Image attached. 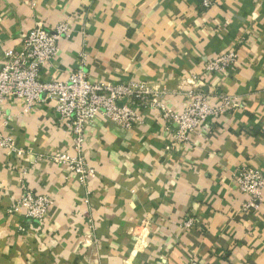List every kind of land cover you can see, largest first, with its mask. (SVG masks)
Listing matches in <instances>:
<instances>
[{"label":"crops","instance_id":"obj_1","mask_svg":"<svg viewBox=\"0 0 264 264\" xmlns=\"http://www.w3.org/2000/svg\"><path fill=\"white\" fill-rule=\"evenodd\" d=\"M212 2L0 0V67L4 50L32 27L52 31L66 21L69 36L41 71L44 81L64 80L85 53L91 76L151 85L180 109L204 64L234 51V67L205 83L241 102L170 152L154 112H138L129 130L96 120L84 155L98 176L85 188L63 166L0 152V264H264V188L258 207L244 210L233 181L243 167L264 173V0ZM5 112L4 132L17 146L68 149L50 104L23 113L11 99ZM21 185L54 201L41 226L7 214ZM187 219L194 225L184 230Z\"/></svg>","mask_w":264,"mask_h":264},{"label":"built area","instance_id":"obj_2","mask_svg":"<svg viewBox=\"0 0 264 264\" xmlns=\"http://www.w3.org/2000/svg\"><path fill=\"white\" fill-rule=\"evenodd\" d=\"M212 5V0H201L204 9ZM69 33L66 21L57 24L52 31L34 26L20 40L17 48H7L3 52L4 62L0 67V152L7 158L25 160L33 156L37 163L63 166L77 184L85 188L98 176L97 168L88 164L84 155L85 133L96 120L129 130L141 122L138 112H154L167 138L164 151L170 152L176 146L188 148L191 134L203 130L210 120L216 119L226 108L241 106L237 98L211 93L205 83L207 77L222 75L234 67L238 59L234 51L219 54L204 64L202 75L194 77L190 88L183 92L186 101L180 109L168 107L166 92L151 85L133 81L111 82L91 76L84 69L85 53L78 54V67L64 80H42L41 71L57 58L60 44ZM11 99L20 105L23 113H28L39 103L50 104L54 119L61 125L68 140V149L32 153L17 146L13 138L4 132L11 121L5 112L6 103ZM233 181L237 192L246 198L244 210L256 209L262 201L264 173L257 167H243L234 173ZM53 203L49 196L21 185L7 214H17L25 222H36L41 226ZM193 223L192 219H187L181 228L188 230ZM18 228L23 230L24 226L19 225ZM185 264L200 263L190 257Z\"/></svg>","mask_w":264,"mask_h":264}]
</instances>
